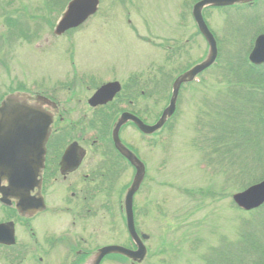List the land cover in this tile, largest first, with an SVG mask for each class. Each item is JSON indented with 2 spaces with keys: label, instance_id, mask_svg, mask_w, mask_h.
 I'll return each instance as SVG.
<instances>
[{
  "label": "rangeland",
  "instance_id": "374dc122",
  "mask_svg": "<svg viewBox=\"0 0 264 264\" xmlns=\"http://www.w3.org/2000/svg\"><path fill=\"white\" fill-rule=\"evenodd\" d=\"M44 1L0 0V98L18 89L32 97L42 95L48 90L47 84L68 74L84 71L95 77L114 79L122 85L140 76L138 84L144 87L149 79L143 90L153 91L161 99L170 84L167 76L176 68L179 71L174 72V76L184 70L187 49L192 47L191 51H195L189 62L196 60L197 50L203 55L207 50L205 42L196 35L190 15L191 7L197 0H100L96 16L60 39H55L52 33L70 0H47V5ZM179 9H182L181 17ZM222 11L209 9L208 20L204 18L219 40L221 58L218 72H206L204 83L184 89L177 105V115L148 145L141 142L138 132L133 129H126L122 136L125 143L130 141L137 146L134 151L144 162L149 177L141 197L145 199L144 206L149 209V219L141 220L138 226L139 232L148 236L145 242L148 255L143 264H204L207 257L218 264V248L222 245L234 250L238 258L246 253L240 264L262 263L264 258L260 252L261 249L264 251V207L245 213L232 203L234 194L264 179L262 170L253 173L252 178H245L248 180L245 184L244 180L239 183L231 179L240 176L243 164L239 161V154L242 150H251L246 153L248 161L254 158V144L257 143L254 129H249V135L238 142L232 140L235 145L231 140L225 143L224 140L218 141L217 146L218 137H212V140L216 139L211 142L216 153L211 152L208 144L200 146L197 142L201 136L205 138V129L214 120L208 116L209 111L204 105L196 104L197 99H208L214 105H220L219 113L223 121L219 123L229 120L221 105L229 89L226 80L233 76L232 72L227 74V68L238 73L244 70V55L253 44L250 37L261 26L264 27V23L257 27L256 22L257 18L264 21V0L255 11L238 9V12L236 8ZM183 19L185 27L180 26ZM185 22L182 24L185 25ZM19 31L23 36L19 35ZM189 38L192 46L189 44L187 47L185 40ZM224 45L235 48L231 51ZM163 47L172 48L168 52L166 50L168 56H173L172 61L164 58L167 54L160 50L164 51ZM232 55L233 58L230 57ZM159 68L162 73H157ZM220 77L223 82L218 83ZM232 89L240 97L243 91L256 93L250 100L254 110V103L264 102V94L257 93L254 88L232 86ZM218 97L222 99L218 101ZM224 104L230 113L233 103L226 100ZM141 106L149 113L154 112L153 117L161 112L163 102H143ZM157 109L161 110L155 112ZM238 109L242 108L239 106ZM70 119V123L58 126L57 131L66 133L72 123L84 124L89 120L82 115L71 116ZM255 122L264 124V110L263 114L257 112ZM247 124L250 125V122L247 121ZM201 126L205 129L199 133ZM102 130L108 136V125H104ZM213 155L216 157L214 160ZM85 160L83 165L87 163ZM95 161L90 162L88 167L94 169ZM201 162L209 167L200 170L198 165ZM263 164L264 160L257 166L264 168ZM133 175L132 169H125L120 176L111 194L117 205V214L114 215L116 230L97 232L94 237L96 245L124 246L129 243L119 211L124 191L131 184ZM103 184L107 185L108 181H103ZM62 189L63 186L59 185L47 196L53 199L62 197ZM48 219V216L39 217L37 222ZM231 249L228 251L232 252Z\"/></svg>",
  "mask_w": 264,
  "mask_h": 264
},
{
  "label": "water",
  "instance_id": "95a60500",
  "mask_svg": "<svg viewBox=\"0 0 264 264\" xmlns=\"http://www.w3.org/2000/svg\"><path fill=\"white\" fill-rule=\"evenodd\" d=\"M250 1L254 0H204L194 6L193 18L200 33L209 45L207 59L202 65L194 68L175 81L170 105L155 126L145 127L135 118L131 117L132 122L135 123L141 132L149 134L159 129L174 112L176 96L180 85L191 81L196 74L206 69L215 60L216 45L202 20L201 10L208 5L224 7ZM97 4L98 0H73L56 28L55 34L61 35L68 29L83 23L90 15L95 13ZM250 60L256 65L264 62V37H260L257 40L256 49L250 56ZM117 91L118 87L116 85L106 86L94 97L96 100L94 103L104 102L105 100H99L101 96H107V99H111ZM129 119L130 117L123 116L118 121L113 131V141L115 148L136 169L133 183L127 191L125 209L127 229L131 239L138 247V251L131 252L120 247L104 248L97 254L95 264L107 254H121L137 262H141L145 254L134 232L131 212V200L143 180L144 167L132 154L122 147L117 138L118 129ZM50 124L51 116L43 111L40 105L29 104L28 97L25 95H10L2 101L0 107V183L6 181L9 184V188L7 190L4 189L7 196H13L21 202L23 198L29 195L28 190L31 191L34 187H39L37 177L40 175L42 168L45 143L49 135ZM234 201L246 210L259 207L264 203V181L242 194L235 195Z\"/></svg>",
  "mask_w": 264,
  "mask_h": 264
},
{
  "label": "flooded vegetation",
  "instance_id": "af4514ba",
  "mask_svg": "<svg viewBox=\"0 0 264 264\" xmlns=\"http://www.w3.org/2000/svg\"><path fill=\"white\" fill-rule=\"evenodd\" d=\"M78 103L77 107H58L59 120L77 115L87 118L91 113L87 102L79 100ZM53 109L55 107H48L52 112ZM51 142L52 154L48 148L50 156L45 164L48 171L46 181L52 180L55 186L62 185L63 196L49 198L47 194L50 195L52 189L43 182L44 210L34 215L18 210L16 200L8 201L7 205L0 200V264H90L97 250L110 245H96L94 237L97 232L115 228L114 215L117 213H112L108 206L111 199L101 201L99 197H90L89 187H82L83 180L93 170L88 164L94 162L95 154L86 150L82 164L76 170L64 173L60 162L71 143L63 146L59 136L52 138ZM77 155L82 156L78 152L70 153L71 158ZM87 155L89 158L86 159ZM84 160L87 163L83 165ZM119 212L122 216L121 208ZM47 216V221L37 222L39 217ZM9 240L12 243L5 244ZM125 263V259L122 263L119 261V264ZM99 264H111V257H104Z\"/></svg>",
  "mask_w": 264,
  "mask_h": 264
},
{
  "label": "trees",
  "instance_id": "16d2710c",
  "mask_svg": "<svg viewBox=\"0 0 264 264\" xmlns=\"http://www.w3.org/2000/svg\"><path fill=\"white\" fill-rule=\"evenodd\" d=\"M243 71L235 72L238 73L234 74L235 75V83L238 85H248L252 88L255 89V91H260L264 90V67L262 68H255L250 65H248V62L245 61L243 62ZM232 90V89H231ZM253 90V89H252ZM254 91V92H255ZM231 93V92H230ZM251 95H254L249 91L248 94L243 92V95L240 97L234 92V102L233 105L235 108V115L232 118H229L226 124H223V128L225 130L230 131L228 132V139L229 135L231 134L232 136L239 135V137L249 135L248 131V124L246 120V117L243 115V109L246 108V106L249 105L250 100H251ZM256 96V93H255ZM229 101L232 102V95L229 98ZM239 106L242 108L239 110ZM255 110L258 112V114H263L264 110V102L262 104H257L254 103ZM253 109V113L257 114V112ZM248 118V117H247ZM260 123V122H259ZM250 124L253 125L254 127V133L255 137L257 138V143L254 144V148H256L254 152V160L256 164L255 171H264V168H259L257 164L260 161L264 160V124L260 123L258 124L254 120H250ZM222 125V124H221ZM224 139V138H223ZM259 169V170H258ZM254 171V172H255ZM229 248H227L225 245H222L221 247L218 248V264H240L242 258H245L244 254L245 252L242 253V256H239L235 254V252L228 251ZM239 262V263H238ZM204 264H216L215 261L209 260V258L206 259Z\"/></svg>",
  "mask_w": 264,
  "mask_h": 264
}]
</instances>
